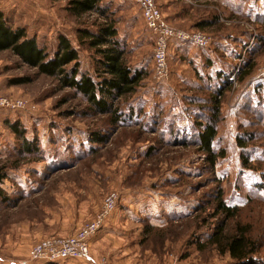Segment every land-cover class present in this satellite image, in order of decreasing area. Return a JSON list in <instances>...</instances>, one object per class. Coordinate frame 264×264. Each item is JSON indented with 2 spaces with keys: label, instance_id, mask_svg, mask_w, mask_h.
<instances>
[{
  "label": "rangeland",
  "instance_id": "obj_1",
  "mask_svg": "<svg viewBox=\"0 0 264 264\" xmlns=\"http://www.w3.org/2000/svg\"><path fill=\"white\" fill-rule=\"evenodd\" d=\"M155 2L170 28L204 35L206 43L173 37L159 67L156 34L142 9L132 0H103L126 44L128 64L148 74L116 102L118 122L58 77L0 51V97L24 104L17 111L0 109V162L8 165L0 264H85L33 260L31 250L43 240L74 236L103 212L111 194L117 196L108 208L112 218L103 238L93 239L96 232L90 240L93 257L116 264H236L207 244L223 222L227 234L238 224L248 226L260 245L253 264H264V49L254 52L264 34V0ZM0 10L51 57L59 34L66 35L79 50L81 71L93 72V51L77 34L80 28L96 31L104 20L99 13L77 16L66 0H0ZM250 58L255 67L240 81ZM228 82L217 98L221 119L213 141L224 156L213 166L196 134ZM7 119L26 129L30 154ZM249 133L253 139L242 151L237 136ZM241 152L253 168L243 167ZM219 192L238 208L236 217L217 212Z\"/></svg>",
  "mask_w": 264,
  "mask_h": 264
},
{
  "label": "trees",
  "instance_id": "obj_2",
  "mask_svg": "<svg viewBox=\"0 0 264 264\" xmlns=\"http://www.w3.org/2000/svg\"><path fill=\"white\" fill-rule=\"evenodd\" d=\"M67 9L77 16H82L87 12H97L103 18V22L97 25L98 29L93 31L88 28H80L77 38L81 45H87L93 51L95 68L93 72L81 71L79 50L71 43L70 39L59 34L58 46L53 56L45 48L41 47L35 36H29L22 26L12 25L4 12L0 10V51L11 50L17 54L23 62L29 66L36 67L40 73L56 76L63 85L74 88L81 93L85 99L102 114H111L112 121L118 122L122 117L119 112L118 100L126 97L136 90L141 81L148 75L146 71L133 69L126 59V44L118 38L117 21L109 12V7L101 4L103 0H66ZM212 24V23H211ZM264 49V34L259 38V42L254 50ZM255 59L250 58L240 72L239 80L243 81L253 71ZM225 85L223 90L218 91V96H214V106L211 108V117L200 123L197 132V145L199 151L203 152L207 161L215 165L220 156H224V151H216L213 148V141L218 133V122L221 119V108L219 98L230 87ZM220 92V93H219ZM14 133L23 139L24 149L31 153V141L25 138L26 129L20 126L19 121L5 122ZM245 133V132H244ZM243 133V134H244ZM100 139L98 136L95 138ZM238 145L242 151L247 150L253 135L249 137L237 136ZM247 140H246V139ZM243 167L253 168L251 159L241 152ZM8 177V165L0 162V200H6V192L3 182ZM262 188L263 186L260 185ZM217 212H221L227 218H234L239 214L236 206H229L222 198L221 192L216 197ZM147 230L151 229L147 226ZM207 244L213 245L222 253H227L236 264H253L254 254L260 251V245L249 233L247 225L238 224L233 234L225 232V223L221 222L210 234ZM54 263V262H52Z\"/></svg>",
  "mask_w": 264,
  "mask_h": 264
},
{
  "label": "built area",
  "instance_id": "obj_3",
  "mask_svg": "<svg viewBox=\"0 0 264 264\" xmlns=\"http://www.w3.org/2000/svg\"><path fill=\"white\" fill-rule=\"evenodd\" d=\"M142 9L143 17L146 20L147 27L156 34L157 49L155 59L159 67H163L165 59L168 58V43L175 37L182 40H193L200 45H205V36L199 33L192 36L184 32H175L166 24L162 18L161 10L155 0H132ZM24 107L22 100H9L0 97V109L17 111ZM116 194H111L104 203V210L97 214L95 219L87 222L74 235L68 238H53L43 240L36 244L31 250L33 260L45 259L49 262L65 261L68 259L81 260L85 264H116L107 258H96L90 253V240L92 236L102 227L108 214L111 212L115 201ZM110 208V209H108ZM110 210V211H109Z\"/></svg>",
  "mask_w": 264,
  "mask_h": 264
},
{
  "label": "crops",
  "instance_id": "obj_4",
  "mask_svg": "<svg viewBox=\"0 0 264 264\" xmlns=\"http://www.w3.org/2000/svg\"><path fill=\"white\" fill-rule=\"evenodd\" d=\"M2 110H6V109H2ZM7 111H10V110H7ZM112 218V217H111ZM111 218H109V220H108V217H107V219L105 220V222H104V224L102 225V227L97 231L98 233L93 237V239L94 238H103V235L105 234V228H106V226L109 224V222L111 221ZM108 221V222H107ZM106 222H107V224H106ZM109 226V225H108ZM114 227V226H113ZM92 239V240H93ZM14 264V263H13Z\"/></svg>",
  "mask_w": 264,
  "mask_h": 264
}]
</instances>
